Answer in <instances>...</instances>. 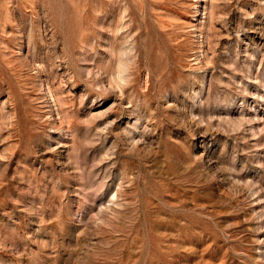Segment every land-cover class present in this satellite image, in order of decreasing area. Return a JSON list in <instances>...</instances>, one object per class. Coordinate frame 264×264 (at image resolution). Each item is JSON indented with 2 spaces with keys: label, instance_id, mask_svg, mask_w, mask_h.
<instances>
[{
  "label": "rangeland",
  "instance_id": "1",
  "mask_svg": "<svg viewBox=\"0 0 264 264\" xmlns=\"http://www.w3.org/2000/svg\"><path fill=\"white\" fill-rule=\"evenodd\" d=\"M0 264H264V0H0Z\"/></svg>",
  "mask_w": 264,
  "mask_h": 264
}]
</instances>
